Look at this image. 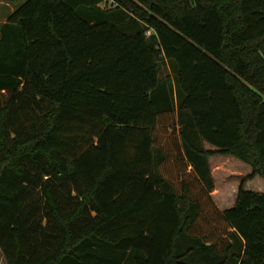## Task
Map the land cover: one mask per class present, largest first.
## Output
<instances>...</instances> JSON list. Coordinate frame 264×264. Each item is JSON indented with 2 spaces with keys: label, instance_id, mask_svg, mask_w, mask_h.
<instances>
[{
  "label": "trees",
  "instance_id": "1",
  "mask_svg": "<svg viewBox=\"0 0 264 264\" xmlns=\"http://www.w3.org/2000/svg\"><path fill=\"white\" fill-rule=\"evenodd\" d=\"M7 42V264H264V0H27ZM214 155L252 168L226 211Z\"/></svg>",
  "mask_w": 264,
  "mask_h": 264
},
{
  "label": "rangeland",
  "instance_id": "2",
  "mask_svg": "<svg viewBox=\"0 0 264 264\" xmlns=\"http://www.w3.org/2000/svg\"><path fill=\"white\" fill-rule=\"evenodd\" d=\"M26 1L27 0H3L4 3L10 4L12 9L18 8ZM12 9L10 11V9L5 4H0V27L2 26L1 20H3L5 16H9V14L12 12ZM87 9L90 8H79L77 10L78 15L86 20H93L94 23L104 21L114 23L122 32L129 35L134 34L139 29L138 27L133 31H126L123 27L122 20L125 16L120 11L114 12L113 14H105L104 16H100V14L94 15V11H90V13L86 12ZM8 45L9 42L0 44V47L7 48ZM5 56L3 55V58H5ZM206 147H209V145H206ZM209 150L216 151L213 147H209ZM210 159V167L215 183V189L211 193V197L218 208L230 206L237 198L238 190L242 180L247 179L252 174V168L250 165L230 155H214L211 156ZM244 188H246V190L264 193V179L260 176H256L253 179L247 180L244 184ZM0 264H7L1 249Z\"/></svg>",
  "mask_w": 264,
  "mask_h": 264
},
{
  "label": "crops",
  "instance_id": "3",
  "mask_svg": "<svg viewBox=\"0 0 264 264\" xmlns=\"http://www.w3.org/2000/svg\"><path fill=\"white\" fill-rule=\"evenodd\" d=\"M0 4H2V5L5 4V5L10 9V11H11L12 6H11L10 4H8V3H4L3 0H0ZM14 11H15V9H12V12L9 14V16H10ZM9 16H5V17L3 18V20H1V22H2L1 25L5 24V23L7 22ZM206 145H209L210 148L213 147V146L211 147V145L208 144V143H205V147H206ZM209 147H206V149L209 150ZM213 148H215V147H213ZM215 150H217V149L215 148ZM209 160H211V159H209ZM245 190H246V188H245ZM235 202H236V199H235ZM235 202H234L232 205L227 206V207H223V208H220V207H219V209H220L221 211H226V210L232 208V207L235 205Z\"/></svg>",
  "mask_w": 264,
  "mask_h": 264
}]
</instances>
